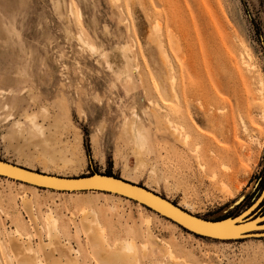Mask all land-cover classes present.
<instances>
[{
    "label": "rangeland",
    "instance_id": "1",
    "mask_svg": "<svg viewBox=\"0 0 264 264\" xmlns=\"http://www.w3.org/2000/svg\"><path fill=\"white\" fill-rule=\"evenodd\" d=\"M247 54L254 77L264 82V0H0V90L13 92L11 108L0 110V158L65 177L109 171L208 219L240 213L261 197L256 211L264 212V133L250 158L227 168L214 161L217 145L234 144L222 140L221 126L243 97L238 71L246 69ZM172 85L181 99L190 97L184 108L196 122L181 141L165 117L175 108ZM25 113L49 124L61 141L78 145L77 169L47 165L40 157L26 162L16 140L9 141L14 121L31 130ZM133 116L149 142L150 163L139 170H132V144L123 131ZM150 165L163 176L150 179ZM0 177V264H22L9 244L13 236L29 247L35 264H103L99 251L112 264H264V236L205 238L133 200L51 193ZM23 194L33 207L22 202ZM48 214L57 218L56 229L47 227ZM145 217L149 226L141 223ZM97 229L104 238L94 246ZM130 241L135 249L116 257L114 250Z\"/></svg>",
    "mask_w": 264,
    "mask_h": 264
},
{
    "label": "bare ground",
    "instance_id": "2",
    "mask_svg": "<svg viewBox=\"0 0 264 264\" xmlns=\"http://www.w3.org/2000/svg\"><path fill=\"white\" fill-rule=\"evenodd\" d=\"M69 8H70V6H69ZM70 13H71V11H70ZM78 16H79V14H78ZM79 34L80 33H78V36H79ZM79 41H80V39H79ZM83 42L86 43V40H84ZM89 47H91L90 44H89ZM160 47H162V46H160ZM162 54H163L165 59H168L167 55L164 51L162 52ZM239 59H240V57H239ZM243 59H245L246 60L245 62L247 63L245 66L246 69L244 70V68H243L242 72L238 71L239 81L242 82V84H244V86H246L244 89V92H243V97L238 99L239 103L236 105L235 110L231 112V115L228 118H226L225 123H223V125L221 126V127L225 128V130L224 129L221 130L222 140H224L225 142H229L232 140L234 142V144L231 146L217 145L218 152L215 153V155H214V161L218 164L224 165L226 168L230 164L234 165V164L240 162L241 159H243L244 157L250 158L252 156V153L250 151L251 146L256 145V144L261 145V143H260L261 138L258 139V135L263 136V133H264V129L262 128V125L264 124V82L260 77H258V76H257V78L254 77V74L252 73V69H253L254 65L251 64V62H250L252 59V58H250V54L249 55L247 54L246 57ZM170 68L172 69V67H170ZM240 70H241V68H240ZM172 79H173L172 83L174 85L175 84V82H174L175 76H173ZM173 85L170 89V92L172 94V97L175 100V108L173 110H171V112H170L171 114L167 113L165 115V117H166V121L168 123V126L172 130V133H171L172 136L174 138H176V140L181 141L180 138L183 135V133L185 132L186 128H188V126H189V127L194 129L195 128L194 125H196V122H195L194 118H192L190 116L188 111H186L187 107H186V109L184 108V100L186 99V101H187V99L189 100L190 97L186 98L184 96L181 99L180 94L176 91V88ZM0 91H1L0 92V98H1L0 99V110L8 111L11 108L9 105V99L7 96L8 91H5V90H0ZM11 92H12V90L9 91V93H11ZM12 94H13V92H12ZM19 100H20V98H19ZM16 102H18V101H16ZM20 102H21V100H20ZM15 104H18V103H15ZM19 107H16V108H19ZM182 109H184V111H186L184 114H186L187 117H185L183 115ZM203 109H201V112L204 114H207L208 109H206L207 111H205V110L203 111ZM198 110H200V109H198ZM45 112H46V110L43 109L42 115H44ZM24 117H25V120L31 124V130L28 132L25 129V126L22 123V121L16 120L13 123L14 129H13V132H11L12 134L9 136V141L16 140V144H15L14 148L19 154H23L25 156L26 162L29 163V160L31 158L40 157L42 162L44 164H47V165H53V166H57L59 168L71 167L72 169H73V167L74 168L76 167V169H77L79 156H80L79 147L77 144L73 145V143L61 141L57 137V135H55L54 131H56V130L53 131L50 128L49 124L47 125L49 127H47V126L43 125L42 123L38 122L37 116L35 114L25 113ZM137 117L138 116H135L131 120H128V122L126 123V129L125 130L123 129V131H125L124 134L129 135L128 136L129 141L132 144V148H131L132 154L131 155L134 157V160H135V165L133 166L132 170H139L141 168L147 167L150 163V162L148 163V161L146 159V154L149 150V142L146 138L145 131L142 130V128L139 126V123L137 122ZM216 118L217 117H213V119H216ZM52 126H53V128L58 127L59 126L58 120H54L52 123ZM238 135H240L243 138V140L237 141L236 139L238 138L237 137ZM181 143L184 146H187L186 140L183 139ZM30 148L33 149L35 152L29 153L26 151V149H30ZM211 153L214 154V152H211ZM197 159H199V158H197ZM197 164L201 168L202 172L207 175V173L205 171L204 163H202L200 160H197ZM27 168H29V167H27ZM149 168H150L149 169L150 172H148L149 173L148 176H150L149 177L150 179L153 177H162L163 176L162 173H159L156 166L150 165ZM245 174H247V171ZM214 176H215V174L213 173V175L211 177H214ZM0 179H1V177H0ZM4 179L8 180V181H12V182H15L14 180H16V179L8 178V177H4ZM18 184L20 186H23V187H28L31 189H38L37 188L38 186L30 184V183H25V182L19 181ZM39 188H41V187H39ZM41 189H46L45 191L55 193V191L54 192L52 191L55 189H51V190L47 189V188H41ZM223 190L227 193L230 192V190L225 185H223ZM57 191H59V190H57ZM66 192H68V191H66ZM82 192H87V191H82ZM82 192H77L74 194H80ZM88 192H98L101 195L115 196L121 200L131 202V199L124 197L122 195H119V194L108 193V192H103V191H88ZM261 198L255 203L254 207H256L258 205ZM21 199L23 200L22 202L26 203V205H28V204H29L28 206L33 205L26 195L23 194ZM135 204H136V206H139V207L145 209V207H143L144 205H142L140 202H135ZM188 205H189V203H188ZM82 210H85V208H83ZM151 211L154 213H157L154 210H151ZM91 212L94 213V210H92ZM91 212H88V213L91 214ZM84 213H86V212H84ZM157 214L160 215L159 213H157ZM54 216L51 214H48L46 217V221H48L47 224H49V226H47V227H50L52 229H56L57 223L59 224V222H57V218H55ZM140 220H141V223L143 225L149 226L150 220L148 219V217L147 218L145 217V218L140 219ZM168 220H170V219H168ZM84 221L85 220H83V222ZM170 221H172V220H170ZM173 222L176 223L175 221H173ZM257 222H258V220L255 223H257ZM82 224H85V223H82ZM176 224H178V223H176ZM20 227H22V226L20 225ZM82 227H83V225H82ZM98 229L96 230L95 233L91 234V238L94 241V246H96V245L99 246V244H98V238L99 237L104 238L101 236V233L98 231ZM257 229H264V227L257 228ZM53 236H55V235L53 234ZM51 237H52V235H51ZM148 238H149V240L151 239L149 237V235H148ZM11 239H12V237H11ZM134 240H135V238H134ZM102 241H103V239H102ZM107 241L109 242V240H107ZM9 244H11V245L14 244V246H15L14 248H16V250H18V252L20 253V255L22 257V259H21L22 264H35L34 261H32V259L28 258L27 253L29 251L28 250L29 247L27 249L22 248L18 243H16V240H14V236H13L12 241L11 240L9 241ZM135 246L136 245L134 244V242L130 241L126 244V247L124 249L114 250V255L116 257H119L121 254L123 255L126 250H127V252H132L135 249ZM162 249L171 259H174L175 261L178 259L175 256L174 251L172 250V248L170 246H166V247L162 246ZM136 252H137V249H136ZM13 253H15V252L13 251ZM15 255L17 256L18 254H15ZM15 255H14V257H15ZM95 255L98 257V261H100V262L102 261L103 264H112L109 257L105 253L99 251Z\"/></svg>",
    "mask_w": 264,
    "mask_h": 264
},
{
    "label": "water",
    "instance_id": "3",
    "mask_svg": "<svg viewBox=\"0 0 264 264\" xmlns=\"http://www.w3.org/2000/svg\"><path fill=\"white\" fill-rule=\"evenodd\" d=\"M0 176L59 191H103L119 194L140 202L163 217L175 221L184 230L205 238L238 240L264 236V229H257L264 227V212H257L255 203L235 215L208 219L188 212L144 185L114 174L92 171L72 177L48 175L0 158Z\"/></svg>",
    "mask_w": 264,
    "mask_h": 264
},
{
    "label": "crops",
    "instance_id": "4",
    "mask_svg": "<svg viewBox=\"0 0 264 264\" xmlns=\"http://www.w3.org/2000/svg\"><path fill=\"white\" fill-rule=\"evenodd\" d=\"M10 95V93L8 92L7 93V96H9ZM123 179H125V180H128V181H131V182H134V183H137V182H135V181H132V180H130V179H128V178H126V177H122ZM145 186V185H144ZM146 187V186H145ZM148 188V187H147ZM150 189V188H149Z\"/></svg>",
    "mask_w": 264,
    "mask_h": 264
},
{
    "label": "trees",
    "instance_id": "5",
    "mask_svg": "<svg viewBox=\"0 0 264 264\" xmlns=\"http://www.w3.org/2000/svg\"><path fill=\"white\" fill-rule=\"evenodd\" d=\"M106 174H111L109 171L108 172H105Z\"/></svg>",
    "mask_w": 264,
    "mask_h": 264
}]
</instances>
